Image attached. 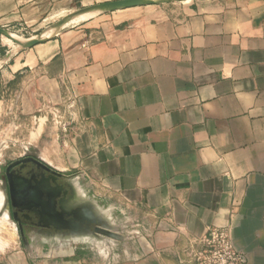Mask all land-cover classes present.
I'll return each instance as SVG.
<instances>
[{"label": "crops", "instance_id": "1", "mask_svg": "<svg viewBox=\"0 0 264 264\" xmlns=\"http://www.w3.org/2000/svg\"><path fill=\"white\" fill-rule=\"evenodd\" d=\"M49 2L0 0V28L18 33ZM170 5L91 14L31 49L0 35V120L13 95L27 114L64 106L63 160H40L121 218V240L89 252L28 231L0 264H194L210 228L264 264V0Z\"/></svg>", "mask_w": 264, "mask_h": 264}, {"label": "rangeland", "instance_id": "2", "mask_svg": "<svg viewBox=\"0 0 264 264\" xmlns=\"http://www.w3.org/2000/svg\"><path fill=\"white\" fill-rule=\"evenodd\" d=\"M104 2L105 0H50L48 4H44V6L34 14V22L32 24L22 25L18 33L12 32V34L16 39L22 42L40 35L46 37L50 34L48 38H44V43L48 42L59 30L52 28L54 23L83 7ZM37 16H39V18H37ZM90 16L93 15H83L68 23L70 25H67L68 27L65 28L75 26V24H79L82 20ZM4 42L9 44L14 50H21L19 46L11 43V41L6 38H4ZM4 78L3 79L6 80V77ZM14 84L18 88L17 93H19L21 79L14 82L13 85ZM13 89L15 88L13 87ZM35 94H37V92ZM9 101L10 104L7 105L5 114L2 115V119L0 120V257L9 253L14 244L19 245L16 227L9 220L6 211L5 169L9 164L14 163V161L28 157L49 160L53 166L55 165L54 161H58L59 159L63 160L61 156L62 153L59 155L55 151L57 149L55 140L56 127L59 128L65 123H70L72 118V115L66 112L64 106L53 104V102L49 100L44 101L43 98H41V101H37L38 105L35 110L28 114L23 113L19 94L17 96L13 95L12 98L7 100V103H9ZM43 128L46 129V132L51 129L50 137L40 136V131L43 130ZM62 174L67 178L68 193H71V196L78 195L81 192L84 193L87 198L86 204H89L88 201L91 202L90 196L85 194L86 190L84 191V183H82L83 181L79 178V174H73L69 171ZM98 210L95 212L97 217H100L101 220L103 219L105 224L109 227L113 226L116 228V225L121 221V218L115 214L112 218L106 217V210L103 209L102 206ZM106 220H108L107 223ZM104 222L101 224L94 223L90 225L89 229L100 226L104 224ZM79 236L81 237H71L70 239L75 241L70 242H77L76 240L83 242L82 244L84 245L82 246L86 247L88 252L89 247L97 241L98 243L96 244L100 246L105 245L106 238L104 236L100 235L95 237L89 234V232L82 233ZM91 240L92 242L90 243ZM87 256H89V254Z\"/></svg>", "mask_w": 264, "mask_h": 264}, {"label": "water", "instance_id": "3", "mask_svg": "<svg viewBox=\"0 0 264 264\" xmlns=\"http://www.w3.org/2000/svg\"><path fill=\"white\" fill-rule=\"evenodd\" d=\"M184 1L188 0H114L83 7L54 23L52 28L58 30L73 19L85 14H105L136 7L164 6ZM0 35L19 46L21 50L31 49L45 41L40 35L22 42L15 39L12 34L2 28H0ZM26 162H30L36 169L45 172L47 176L44 174H40L38 178L33 176L31 178L32 181L20 177L12 178L11 174L8 173L10 167L17 164L23 165ZM66 182L67 178L65 175L53 170L40 159L28 158L12 163L7 168V184L14 219L17 220L15 216L17 210L34 211L37 214L39 219L38 224L41 227L49 228L54 225V227L52 226L53 232L49 230L35 232L42 233L44 237L48 236L54 240H67L70 242L74 241L70 239L71 237L80 238L81 236L79 235L86 232L95 237L101 235L105 238L121 240L116 228L107 226L103 219L101 220L100 217H97L95 212L100 207L92 201H88L89 204H86L87 198L84 193L78 194L82 198L81 202L72 204L75 195L71 196V193H68L69 189ZM61 195L63 196L61 197ZM102 222L104 224L89 229L90 225L94 223L101 224Z\"/></svg>", "mask_w": 264, "mask_h": 264}, {"label": "built area", "instance_id": "4", "mask_svg": "<svg viewBox=\"0 0 264 264\" xmlns=\"http://www.w3.org/2000/svg\"><path fill=\"white\" fill-rule=\"evenodd\" d=\"M192 252L194 264H241L243 258L235 248L229 230L210 228Z\"/></svg>", "mask_w": 264, "mask_h": 264}, {"label": "flooded vegetation", "instance_id": "5", "mask_svg": "<svg viewBox=\"0 0 264 264\" xmlns=\"http://www.w3.org/2000/svg\"><path fill=\"white\" fill-rule=\"evenodd\" d=\"M28 158H30V157H28ZM28 158H24V159H28ZM24 159H22V160H24ZM17 161H21V160H17ZM17 161H14V162H17ZM11 164H9L7 166V168ZM7 168L5 169V172H4V175H5V178H4L5 195H6V204H7L6 211H7V214L9 216V220L16 227L18 239L21 240V233L25 235L28 231H36V232L37 231H46V230L52 231L54 225H52L53 227L50 226L49 228H45V227L43 228L38 224L39 219L37 217V214L34 211H29V210L19 211V210H17L15 212V216H16L17 220L14 219V213H13L11 203H10L8 184H7ZM8 173L11 174L12 178H14V177L19 178L20 177V178L27 179L28 181H32L31 178L33 176L38 178L40 174H44L45 176H47V174L45 172H41V170L36 169V167L33 166L30 162H26L23 165L17 164L15 166H12L8 170ZM62 196L63 195H61V197Z\"/></svg>", "mask_w": 264, "mask_h": 264}, {"label": "bare ground", "instance_id": "6", "mask_svg": "<svg viewBox=\"0 0 264 264\" xmlns=\"http://www.w3.org/2000/svg\"><path fill=\"white\" fill-rule=\"evenodd\" d=\"M85 15H87V14H85ZM81 16H83V15H81ZM81 16H79V17H81ZM79 17H77V18H79ZM77 18H75V19H77ZM75 19H73V20H75ZM72 20V21H73ZM71 22V21H70ZM69 22V23H70ZM42 36V35H41ZM14 37V36H13ZM49 37V36H48ZM48 37H43L42 36V38L44 39V38H48ZM15 38V37H14ZM16 39V38H15ZM81 200H82V198H81V196L80 195H75V197L73 198V200H72V204L74 203V204H77V203H79V202H81Z\"/></svg>", "mask_w": 264, "mask_h": 264}]
</instances>
